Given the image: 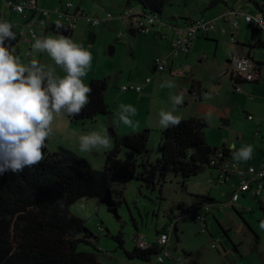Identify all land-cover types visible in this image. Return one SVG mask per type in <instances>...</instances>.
<instances>
[{
    "label": "rangeland",
    "instance_id": "obj_1",
    "mask_svg": "<svg viewBox=\"0 0 264 264\" xmlns=\"http://www.w3.org/2000/svg\"><path fill=\"white\" fill-rule=\"evenodd\" d=\"M6 1L0 0V17L5 16L8 20L11 16L20 26L24 25L23 16L10 9ZM61 1L63 3L70 1L75 6H80L89 17H106L108 13L114 16L110 21L91 25L87 22L86 15H80L76 26L70 30L72 34L65 35L92 53L91 68L84 77L85 83H89L93 77H108L105 96L111 113L78 121H71L70 117L63 113L57 115L53 121L54 134L46 140V146L50 151L59 145L69 146L82 154L91 166L101 169L107 150L79 152L80 135L92 130L106 129L108 135L113 131L115 135H109L110 150L115 141L125 135L150 130L148 149L150 159L154 160L160 155L159 144L163 130L158 124V111L161 107L166 110L172 107L169 100L171 94L183 93L185 103L177 107L176 114L204 117L208 124L206 137L210 145L235 144L239 149L251 144L253 146L251 158L253 161L259 160L264 150L261 133H257L256 130L259 123L261 125L264 123V78L258 84L242 86L247 94L254 96V101L249 100L247 94L237 91V83L246 81L234 76L235 72L230 70L227 64L230 52L239 53L242 48L239 42L246 45L256 43L252 38L253 24L242 21L238 42L234 43L228 33L231 24L224 17L229 10L225 3L220 2L206 9L210 0H167L162 13L164 20L171 19L172 16L189 15L192 19L216 21V29L211 32L210 37L197 38L186 52L172 55L170 42L174 35L173 30L167 31L169 35L167 38L159 36L156 38L153 31L145 33L140 28L138 30L131 27L128 18L126 20L120 18V14L126 8L125 0ZM255 1L260 3L264 0H230V3L236 11L256 15L261 10ZM59 3V0H38L36 9L44 16H50L51 22L48 28L37 29L38 37L46 36L44 33L55 34L53 27L57 23H65L63 14L59 13L63 8L57 10V6L60 7ZM136 7L141 9L140 6ZM230 16L233 17L232 14ZM155 27L166 28L162 23ZM130 29L136 32L132 33ZM260 34L264 35L262 29ZM91 35L93 40H90ZM32 43L33 39L31 42L19 41L16 44L20 51L16 56L20 57L21 63L35 59L45 66H54V62L46 53L32 50ZM112 46L113 53L110 52ZM247 48L252 49L251 54L243 55H248L252 59L255 57L264 59L263 48L249 46ZM165 57L168 58L166 68L153 71V61L155 66L157 58ZM263 67L257 65V71H260L259 78ZM176 69H181L182 74H175ZM56 71L64 74L59 67H56ZM147 77L151 78L150 82H146ZM193 78L202 84L201 99H198L195 93H188ZM165 80L174 81L176 87L161 88L160 85ZM136 84L142 86L141 90L122 88L123 85L132 87ZM120 103L132 104L137 108V114L133 117L137 122L135 128L117 122L118 116L114 113ZM209 112L212 113L211 119L207 118ZM245 112L252 114L254 120H249ZM128 150L125 148L121 156H125ZM217 175L218 169L206 167L203 172L191 176L186 181L187 187L184 188L181 176L169 174L162 191L160 188L148 189L136 179L128 180L125 182V201L118 207V216L96 198L80 199L71 209L85 220L88 230L99 237L98 247L104 251L98 255L97 260L100 264H142L138 259H129L119 247V242L111 235L122 232L124 248L133 250L141 239L149 245L159 243L163 233L159 234L157 231H163L164 227H169V242L164 244L166 249L161 247L160 253L155 254L152 260L145 264H264V228L260 227L261 222H264V210L261 208L260 200L249 194L250 196L234 202L232 206L233 201L229 199L231 188L226 185H210L208 182V179ZM233 176V183L237 185L239 179L235 177L236 175ZM197 195H211L219 204L223 201V208L226 206L222 210L217 206L211 208L212 214L206 216L207 230L203 227L204 222L194 220L193 213L182 215L178 207L180 202L190 206L195 204ZM201 213L205 214V211L202 210ZM175 224L177 231L174 230ZM88 230L85 229L86 232ZM256 235L259 237L258 242ZM169 250L172 255L166 256L165 252ZM160 257L163 260H160Z\"/></svg>",
    "mask_w": 264,
    "mask_h": 264
},
{
    "label": "trees",
    "instance_id": "obj_2",
    "mask_svg": "<svg viewBox=\"0 0 264 264\" xmlns=\"http://www.w3.org/2000/svg\"><path fill=\"white\" fill-rule=\"evenodd\" d=\"M219 2L233 9L224 0H210V6ZM124 3L126 7L140 6L145 14L156 15L157 23L152 24L154 29L159 21L168 25H187L198 20L188 16H172L171 19L164 20L162 13L167 0H125ZM255 3L260 9L261 2ZM13 31L16 39L11 41L12 48L20 41L19 30L13 27ZM130 31L135 33L132 29ZM259 31L254 25L252 38L255 44H238L264 49V38L258 36ZM210 34L211 32L205 37ZM13 54L19 55L20 51ZM255 60L258 66H264V59ZM88 84L92 88L88 94L89 102L79 116L70 117L71 121L94 119L99 114L111 113L105 96L108 77H93ZM200 85L198 80L192 79L188 93H195L201 99ZM249 115L251 114L247 113L246 117L252 120ZM180 117L181 123L178 126L162 130L160 155L154 160L150 159L148 149L150 130H140L116 140L114 146L105 152L104 166L101 169L91 166L82 154L71 147L59 145L53 151L47 146L43 148V158L36 164L25 167L20 172H5L0 175V264H100L98 255L104 251L98 247L99 237L90 229L85 231V220L71 209L74 203L83 198H96L103 203L102 199L109 191L119 207L125 201V182L128 180L136 179L148 189L160 188L162 191L167 176L175 174L182 177L183 187L186 188V181L203 172L206 167L218 169L219 175L220 164L227 160L235 161L228 146H212L208 143V124L204 117ZM125 148L131 152L128 150L125 156H121ZM217 177L208 179L209 184L220 186L216 181ZM232 177L227 179L226 185L229 182L233 184ZM218 202L210 195H197L195 204L190 206L180 202L178 207L182 215L193 213L196 221L197 214H200L201 222L205 224L203 227L207 230L206 216L212 214L213 206L219 208ZM259 203L264 210L262 202ZM204 206L209 209L206 211ZM202 210L205 214L201 213ZM168 228L164 227L163 231L158 230L157 233L169 235ZM174 230H178L176 224ZM111 237L119 242V247L129 259H138L142 264L150 262L163 247L158 242L144 248L137 243L133 250H127L124 248L122 232ZM258 238L256 235L257 242ZM235 250L237 251L236 246Z\"/></svg>",
    "mask_w": 264,
    "mask_h": 264
},
{
    "label": "clouds",
    "instance_id": "obj_3",
    "mask_svg": "<svg viewBox=\"0 0 264 264\" xmlns=\"http://www.w3.org/2000/svg\"><path fill=\"white\" fill-rule=\"evenodd\" d=\"M15 39L11 22L0 19V175L20 172L39 162L46 140L54 134V118L61 113L79 116L92 91L84 80L91 68L92 53L82 44L59 33L34 36L32 50L46 53L54 62V66H45L35 59L21 63L11 46ZM56 67L64 74H59ZM160 87L173 89L176 85L172 80H165ZM169 100L172 107L167 110L161 107L158 111V124L163 129L181 123L176 109L184 103L183 93L171 94ZM136 114L135 106L124 103L114 113L118 116L117 122L129 128L137 126L133 119ZM207 118H212L211 112ZM110 140L106 129L92 130L79 136L78 151L108 150ZM228 147L237 162L252 157L251 144L239 149L235 144ZM260 227L264 228V222Z\"/></svg>",
    "mask_w": 264,
    "mask_h": 264
},
{
    "label": "built area",
    "instance_id": "obj_4",
    "mask_svg": "<svg viewBox=\"0 0 264 264\" xmlns=\"http://www.w3.org/2000/svg\"><path fill=\"white\" fill-rule=\"evenodd\" d=\"M225 2H229V0H224ZM38 0H7L6 4L10 6L12 10L20 13L24 18V25L20 26L17 21H11V24L14 28L18 29L20 32V41H28L31 42L33 37H38L37 29H43L44 27H49L51 22L49 21L50 16H44L42 12L37 8ZM60 7L57 6V10L59 13L63 14L64 22L68 24L70 30H72L77 23L78 16H85L86 20L91 25H97L102 22L110 21L114 19L112 13H108L106 17H89L85 14L84 9L80 6H75L72 2L68 1L63 3L61 1L59 3ZM75 7V9H74ZM260 10L256 15L251 13H242L234 10V8L229 9L224 17L227 18L230 22V30L228 31L231 40L234 43L238 42V32L241 27L242 21H246L257 26L259 29L264 30V1L260 3ZM233 15V17L230 16ZM3 19V16L0 17ZM120 18L126 20L127 18L130 23V26L133 28H140L143 32L148 33L151 32L154 27H152L154 23H157V16L151 14H145L141 9H138L135 6L126 7L124 11L120 14ZM160 20V19H159ZM159 23L164 24L169 29H172L174 33L171 39V53L172 55H178L181 52H186L189 48V45H192L195 39L199 36H206L210 32H213L216 29V21L215 20H207V19H198L194 20L187 25H168L166 22L159 21ZM137 25V26H136ZM25 26V28H23ZM260 29V30H261ZM139 30V29H138ZM171 32V31H170ZM157 36L162 38H167L168 34L166 33H156ZM15 49V53L18 52L19 48L17 45L13 47ZM29 55L30 53L27 52ZM230 61V62H229ZM168 62V58H157L155 60V68L158 70H164L166 68V63ZM257 63L255 59H252L248 55L239 54L236 52H230L228 56V67L230 70L235 72L234 76L239 78L240 80L250 82L259 78V72L257 71ZM175 74L181 75L182 70L176 69L174 71ZM151 78L147 77L146 81L150 82ZM242 82L237 83V91L244 92L242 89ZM124 90L128 88H135L136 90H141L142 86L136 84L132 87L127 85H123ZM250 99H253V96H250ZM249 118H253L252 115L248 116ZM238 175L239 183L230 184L231 192H230V200L237 202L243 194H250L254 198H258L263 194L264 191V159L260 161V163L256 165H248L247 167L241 166V164L237 161L227 160L219 165V175L216 178V181L219 185L226 184L227 179L230 180L231 176ZM230 178V179H229ZM207 211L208 206H204ZM219 208H223V204L219 205ZM197 219L201 222L202 217L200 214H197ZM162 238L159 240V244L163 245V249L165 248L164 244L169 242V235L167 233H163ZM140 247H147L148 243L141 239V241L137 242ZM166 249V248H165ZM165 255H172V252L166 251ZM161 256V255H160ZM181 256V255H179ZM170 257V256H169ZM167 259V258H166ZM160 260H163L160 257ZM166 261V260H165Z\"/></svg>",
    "mask_w": 264,
    "mask_h": 264
},
{
    "label": "crops",
    "instance_id": "obj_5",
    "mask_svg": "<svg viewBox=\"0 0 264 264\" xmlns=\"http://www.w3.org/2000/svg\"><path fill=\"white\" fill-rule=\"evenodd\" d=\"M220 3V2H219ZM217 5V4H216ZM228 5H230V6H232L233 7V4L232 3H230V0H229V4ZM214 6V5H213ZM227 6V5H226ZM212 6H210V2H209V4H208V8H206V9H209V8H211ZM234 8V7H233ZM186 16H188V17H190L189 15H186ZM3 18L5 19V16H3ZM191 18V17H190ZM6 20V19H5ZM8 20H10V22L11 21H13L12 20V17L10 16L9 18H8ZM164 28V29H163ZM163 28H159V29H157V28H155L154 30H152L153 32H154V34H156V33H166V34H168V30L170 31V29L166 26V28L165 27H163ZM241 28V27H240ZM151 31V32H152ZM240 31V30H239ZM264 31V30H263ZM136 32V31H135ZM70 34H72L71 32H69ZM138 33V32H137ZM258 34V36H260V37H263L264 38V35H261L260 34V31L257 33ZM169 36V35H168ZM208 37H210V35H208ZM198 38H206L205 36H199ZM215 38V37H214ZM238 39H239V32H238ZM170 48H171V42H170ZM252 50V49H251ZM251 50H249V48H247V47H245V46H242V48H240V51H239V53H242V54H247V53H250L251 54ZM255 57V56H254ZM256 58V57H255ZM256 59H260V60H263L262 58H256ZM228 60V59H227ZM173 60L171 61V63L173 64ZM227 64H228V61H227ZM153 71H156V68H155V66H154V61H153ZM264 78V67L261 69V73H260V78H259V80H256V81H253V82H246V83H243L242 84V86H244V85H251L252 83H256V84H258L259 82H261V80ZM193 79H195V80H198V79H196V78H193ZM231 80V79H230ZM151 81V80H150ZM199 81V80H198ZM147 82V81H146ZM201 83V82H200ZM200 87L202 88V84L200 85ZM181 90H183V89H181ZM189 90V89H188ZM202 90V89H201ZM183 91H185V90H183ZM244 93L245 94H247L246 93V90L244 89ZM233 92H234V90H233ZM248 95V98H249V100H253L254 101V99H250V95L249 94H247ZM185 103V102H184ZM246 113V112H245ZM248 113V112H247ZM247 113H246V115H247ZM248 114H250V113H248ZM252 115V114H251ZM183 117V116H182ZM184 117H186V116H184ZM250 120V119H249ZM252 120H254V116H253V119ZM263 126H264V123H263V125H261L260 123H259V125H258V127H257V133H261V136H262V142H263V150H264V130H263ZM217 146V145H216ZM74 149V148H73ZM233 159V158H232ZM264 159V153H262L261 154V156H260V158H259V160L258 161H253V159L252 158H250L247 162H243V161H239V163L241 164V166H243V167H247L248 165H250V164H252V165H256V164H258V163H260V161H262ZM234 177V176H233ZM232 177V178H233ZM230 179V178H229ZM222 185H226V184H222ZM222 185H220V186H222ZM226 186H229L230 188H231V186H230V182L226 185ZM249 194L247 193V194H243L242 196H241V198L240 199H242V198H247V196H248ZM211 196V195H210ZM250 196V195H249ZM253 197V196H252ZM255 199V198H254ZM256 200H260L261 202H262V205H264V191H263V194L261 195V196H259L258 198H256ZM239 201V200H238ZM234 205V203L232 204V206ZM226 207V206H225ZM224 207V208H225ZM223 208V209H224Z\"/></svg>",
    "mask_w": 264,
    "mask_h": 264
},
{
    "label": "water",
    "instance_id": "obj_6",
    "mask_svg": "<svg viewBox=\"0 0 264 264\" xmlns=\"http://www.w3.org/2000/svg\"><path fill=\"white\" fill-rule=\"evenodd\" d=\"M59 25V27L57 26ZM53 31L55 34H63V35H67L70 31V28L67 24L65 23H57L54 27H53ZM90 40H93V35H91ZM110 52L113 53L114 52V47L112 46L110 49ZM110 136H114L115 133L113 131H110ZM102 202L104 204H106L109 208L110 211H112L113 213L117 215L118 213V207L115 203V201L113 200L111 193L109 191H107L102 199ZM86 230H88V228H86Z\"/></svg>",
    "mask_w": 264,
    "mask_h": 264
}]
</instances>
